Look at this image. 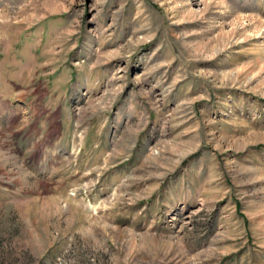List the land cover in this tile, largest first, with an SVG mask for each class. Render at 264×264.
Returning a JSON list of instances; mask_svg holds the SVG:
<instances>
[{
    "label": "rangeland",
    "instance_id": "rangeland-1",
    "mask_svg": "<svg viewBox=\"0 0 264 264\" xmlns=\"http://www.w3.org/2000/svg\"><path fill=\"white\" fill-rule=\"evenodd\" d=\"M0 264H264V0H0Z\"/></svg>",
    "mask_w": 264,
    "mask_h": 264
},
{
    "label": "crops",
    "instance_id": "crops-1",
    "mask_svg": "<svg viewBox=\"0 0 264 264\" xmlns=\"http://www.w3.org/2000/svg\"><path fill=\"white\" fill-rule=\"evenodd\" d=\"M57 97H54V96H50V95H44L42 98L36 96V95H32V96H29V97H23V100H25L24 102V107L23 109H25L26 112H28V110L32 113V116H35L36 114V110L38 109V107L36 108L35 106H41V104L39 103H43V109L46 110V111H49V110H53L54 111H59L61 112L60 114V117L62 116L63 117V124L67 123V119L66 117L69 115V109L67 107V99L65 100H61V101H57L56 99ZM19 97L15 98L12 96V97H9V101L10 102H14V101H18ZM53 102L57 103L56 104V107H54L55 109H53V107L51 105H53ZM28 114V113H27ZM28 116H30L28 114ZM39 120V118H38ZM55 145L57 144V142L54 143ZM54 145V146H55ZM53 147L52 146H48L47 147H43L42 149L43 150H51ZM54 149V148H53Z\"/></svg>",
    "mask_w": 264,
    "mask_h": 264
}]
</instances>
